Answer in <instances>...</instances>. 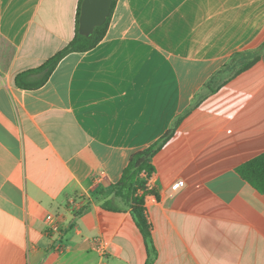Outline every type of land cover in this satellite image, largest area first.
I'll use <instances>...</instances> for the list:
<instances>
[{"label": "crops", "instance_id": "obj_1", "mask_svg": "<svg viewBox=\"0 0 264 264\" xmlns=\"http://www.w3.org/2000/svg\"><path fill=\"white\" fill-rule=\"evenodd\" d=\"M79 3L0 0V264H145L112 185L199 100L146 180L153 264H264V192L237 170L264 152V49L205 87L264 41V0H116L95 47L66 54L42 86L17 87L74 38Z\"/></svg>", "mask_w": 264, "mask_h": 264}, {"label": "trees", "instance_id": "obj_2", "mask_svg": "<svg viewBox=\"0 0 264 264\" xmlns=\"http://www.w3.org/2000/svg\"><path fill=\"white\" fill-rule=\"evenodd\" d=\"M81 1L82 0H80L77 9L76 33L74 38L64 48L48 58L38 67L18 73L14 79V83L17 87L21 89H36L42 86L47 81L58 62L66 54L90 50L105 36L116 0L112 3L111 11L106 21L102 25L96 27L94 34L90 37L82 36L77 32ZM263 49L264 41L255 49L235 53L231 59L224 63L221 68L208 79L205 83V87L209 89L210 93L214 92L215 89L212 88L211 84L218 83L219 85L217 87L226 84L234 76L252 66L259 59ZM199 102L200 100L195 102L187 112L173 119L168 130L152 144L134 152L123 169L120 180L112 185L114 194L119 196L124 203L130 207V214L133 221L144 238L147 252L145 264H153L157 257V251L151 234V224L148 222L146 209L144 207L145 195L155 193L153 190L146 187V180L150 178L151 174L155 171L152 160L155 154H157L164 144L173 136L183 117L195 108ZM237 170L253 187L260 192H264V152L246 161L239 166ZM142 173L145 175L142 176ZM104 207L111 210L116 209L108 203L105 204Z\"/></svg>", "mask_w": 264, "mask_h": 264}, {"label": "water", "instance_id": "obj_3", "mask_svg": "<svg viewBox=\"0 0 264 264\" xmlns=\"http://www.w3.org/2000/svg\"><path fill=\"white\" fill-rule=\"evenodd\" d=\"M114 0H82L78 16L77 32L86 37L94 34L110 14Z\"/></svg>", "mask_w": 264, "mask_h": 264}, {"label": "built area", "instance_id": "obj_4", "mask_svg": "<svg viewBox=\"0 0 264 264\" xmlns=\"http://www.w3.org/2000/svg\"><path fill=\"white\" fill-rule=\"evenodd\" d=\"M184 186V182L183 181H177L176 183L171 185V190L172 192L176 191L177 189H179L180 187ZM171 192V193H172ZM46 225H47V234H56L59 236V240L61 239V231H60V227L59 224L57 223L56 217L53 214H48L46 217ZM65 245L62 244V242L58 243L55 246V250L58 252H61L65 249ZM99 251L101 252V254H103L104 250L102 249L101 246H99Z\"/></svg>", "mask_w": 264, "mask_h": 264}, {"label": "rangeland", "instance_id": "obj_5", "mask_svg": "<svg viewBox=\"0 0 264 264\" xmlns=\"http://www.w3.org/2000/svg\"><path fill=\"white\" fill-rule=\"evenodd\" d=\"M216 84V83H215Z\"/></svg>", "mask_w": 264, "mask_h": 264}]
</instances>
